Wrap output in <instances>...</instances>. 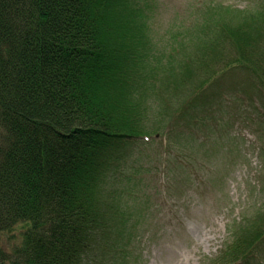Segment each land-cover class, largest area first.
<instances>
[{"label":"trees","instance_id":"trees-1","mask_svg":"<svg viewBox=\"0 0 264 264\" xmlns=\"http://www.w3.org/2000/svg\"><path fill=\"white\" fill-rule=\"evenodd\" d=\"M226 6L217 20L206 16L198 47L180 45L194 52L172 70L174 88L201 79L190 108L232 68L264 90V0L252 10ZM147 34L139 0H0V264L128 254L141 210L128 205L123 165L130 149L161 135L147 100ZM19 225V242L5 247ZM231 232L209 264H253L264 212Z\"/></svg>","mask_w":264,"mask_h":264},{"label":"rangeland","instance_id":"rangeland-1","mask_svg":"<svg viewBox=\"0 0 264 264\" xmlns=\"http://www.w3.org/2000/svg\"><path fill=\"white\" fill-rule=\"evenodd\" d=\"M222 2L252 10L261 0H139L152 56L147 100L161 135L130 149L123 165L129 176L124 187L132 180L126 186L128 205L141 210L131 221L137 227L128 254L112 250L91 264H209L231 231L264 212V90L259 80L232 68L207 82L191 108L184 102L201 79L181 89L171 81L179 58L194 52L184 54L181 43L185 49L198 47L209 29L206 16L217 20L228 11ZM234 11L224 18L241 13ZM169 83L171 92L164 90ZM25 229L19 225L13 237L3 236V245L18 243ZM251 263L264 264V242Z\"/></svg>","mask_w":264,"mask_h":264}]
</instances>
